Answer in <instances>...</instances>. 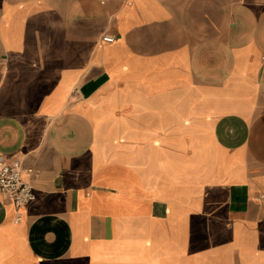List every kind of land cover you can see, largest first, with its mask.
Listing matches in <instances>:
<instances>
[{"label": "crops", "instance_id": "1", "mask_svg": "<svg viewBox=\"0 0 264 264\" xmlns=\"http://www.w3.org/2000/svg\"><path fill=\"white\" fill-rule=\"evenodd\" d=\"M1 157L0 264H264V0H0Z\"/></svg>", "mask_w": 264, "mask_h": 264}, {"label": "built area", "instance_id": "2", "mask_svg": "<svg viewBox=\"0 0 264 264\" xmlns=\"http://www.w3.org/2000/svg\"><path fill=\"white\" fill-rule=\"evenodd\" d=\"M115 36L105 35L103 40L114 41ZM23 165L19 159L0 158V194L5 195L17 207H22L34 199L33 185L23 176ZM20 216L16 220H19Z\"/></svg>", "mask_w": 264, "mask_h": 264}]
</instances>
